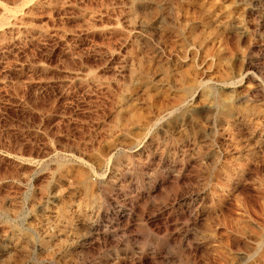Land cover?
<instances>
[{
    "label": "rangeland",
    "instance_id": "374dc122",
    "mask_svg": "<svg viewBox=\"0 0 264 264\" xmlns=\"http://www.w3.org/2000/svg\"><path fill=\"white\" fill-rule=\"evenodd\" d=\"M0 264H264V0H0Z\"/></svg>",
    "mask_w": 264,
    "mask_h": 264
},
{
    "label": "bare ground",
    "instance_id": "6f19581e",
    "mask_svg": "<svg viewBox=\"0 0 264 264\" xmlns=\"http://www.w3.org/2000/svg\"><path fill=\"white\" fill-rule=\"evenodd\" d=\"M85 183H86V182H85ZM85 183H84V184H85Z\"/></svg>",
    "mask_w": 264,
    "mask_h": 264
}]
</instances>
